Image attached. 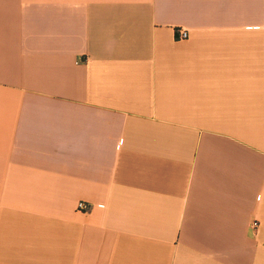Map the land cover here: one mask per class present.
Here are the masks:
<instances>
[{
  "label": "crops",
  "instance_id": "0c3cea01",
  "mask_svg": "<svg viewBox=\"0 0 264 264\" xmlns=\"http://www.w3.org/2000/svg\"><path fill=\"white\" fill-rule=\"evenodd\" d=\"M0 264H264V0H0Z\"/></svg>",
  "mask_w": 264,
  "mask_h": 264
},
{
  "label": "built area",
  "instance_id": "2783aa9c",
  "mask_svg": "<svg viewBox=\"0 0 264 264\" xmlns=\"http://www.w3.org/2000/svg\"><path fill=\"white\" fill-rule=\"evenodd\" d=\"M177 35H178L179 39L184 40V39L188 38L189 33H188L187 30L181 29V30H179L177 32ZM78 207H79V209H87V208H89L88 205L83 203V202L79 203ZM253 225L257 227L258 226V222L255 221Z\"/></svg>",
  "mask_w": 264,
  "mask_h": 264
}]
</instances>
